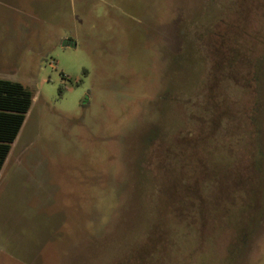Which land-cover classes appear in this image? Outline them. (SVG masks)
<instances>
[{"label": "rangeland", "instance_id": "1", "mask_svg": "<svg viewBox=\"0 0 264 264\" xmlns=\"http://www.w3.org/2000/svg\"><path fill=\"white\" fill-rule=\"evenodd\" d=\"M0 78V264H264V0H0Z\"/></svg>", "mask_w": 264, "mask_h": 264}, {"label": "trees", "instance_id": "2", "mask_svg": "<svg viewBox=\"0 0 264 264\" xmlns=\"http://www.w3.org/2000/svg\"><path fill=\"white\" fill-rule=\"evenodd\" d=\"M31 92L18 82L0 79V171L30 108Z\"/></svg>", "mask_w": 264, "mask_h": 264}, {"label": "crops", "instance_id": "3", "mask_svg": "<svg viewBox=\"0 0 264 264\" xmlns=\"http://www.w3.org/2000/svg\"><path fill=\"white\" fill-rule=\"evenodd\" d=\"M0 79H2V78H0ZM16 140V139H15ZM15 142V141H14ZM11 147H12V145H11ZM12 149V148H11ZM10 149V150H11ZM12 151V150H11ZM9 153H10V151H9ZM9 153H8V155H9ZM11 154V153H10ZM7 155V157H6V159H5V161H4V164H3V166H2V168L4 167V165H6L7 163H8V161H9V158H10V155L8 156ZM2 170V169H1ZM1 172V171H0Z\"/></svg>", "mask_w": 264, "mask_h": 264}]
</instances>
